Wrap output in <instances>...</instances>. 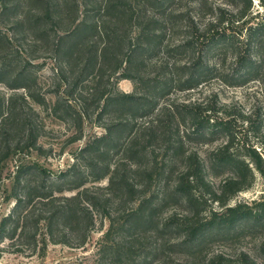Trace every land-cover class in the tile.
<instances>
[{
  "label": "trees",
  "instance_id": "obj_1",
  "mask_svg": "<svg viewBox=\"0 0 264 264\" xmlns=\"http://www.w3.org/2000/svg\"><path fill=\"white\" fill-rule=\"evenodd\" d=\"M174 1L0 0V20L14 11L12 35L0 29V86L12 92L0 97V179L15 156L43 150L42 133L30 118L27 101L49 108L59 119L67 104L63 113L73 112L77 124L71 143L83 138L82 126L90 116L83 107L73 108L62 94L48 107L36 90L33 54L43 50L53 56L66 93L82 80L96 86L113 78L114 87L121 80L134 86L131 93L116 88L110 93L102 87L96 121L103 133L79 148L58 178L66 191H29L28 178L36 172L46 175L45 171L37 165L16 167L15 188L5 194L11 206L0 217V244L8 242L16 253L28 250L40 256L48 245L82 248L98 220H106L105 238L115 228L124 230L120 242L109 249L115 262L122 255L129 257L131 246L125 238L132 237L138 222L149 224L158 211L170 207L173 211L164 220L182 231V243L190 250L201 252L199 247L209 241L219 246L204 264H259L246 250L230 255L224 251L227 242L250 237L245 231L258 226L255 235L264 257V194L248 203L229 204L252 188L256 176L264 184V160L251 145L253 134L243 127L250 126L251 114L221 103L216 93L183 101L173 96L194 93L212 76L231 87L248 81L264 86L259 75L264 22L246 28L252 3L239 0L235 13L223 21L241 24L239 33L215 30L196 35L197 40L191 36L163 45L169 18L156 11ZM193 2L197 8L204 5ZM178 17L189 22L182 29L195 32L190 14L180 12ZM175 55L186 59H171ZM227 59L230 70L224 68ZM21 90L24 94H16ZM104 179L105 187H87Z\"/></svg>",
  "mask_w": 264,
  "mask_h": 264
},
{
  "label": "rangeland",
  "instance_id": "obj_2",
  "mask_svg": "<svg viewBox=\"0 0 264 264\" xmlns=\"http://www.w3.org/2000/svg\"><path fill=\"white\" fill-rule=\"evenodd\" d=\"M22 1V0H19ZM194 0H175L168 4L167 7L159 8L156 14L162 15L169 21L164 25L166 36L164 44H178L184 38H190L196 35L217 30L220 33H239L241 24L230 25L227 22L229 13H235L234 5H239V0H201L204 5L199 8L194 6ZM251 8L249 17L246 21L248 23L246 28L256 25V23L264 22L263 19V3L259 0H251ZM218 7L223 11L218 12L215 8ZM22 11L21 8L17 9ZM16 12V10H15ZM184 12L190 14L192 17L195 32L190 29H182V25L188 24V20L181 21L178 13ZM3 16L0 20V29L9 36L12 35V28L10 25L12 14ZM220 19L219 24L213 22L214 19ZM255 17V18H254ZM234 19V17H233ZM213 33V32H212ZM245 34V30L243 31ZM242 34V35H243ZM237 35V34H236ZM28 38L30 36L28 35ZM242 40V37H241ZM201 43V42H200ZM203 43V42H202ZM207 44L203 43L205 48V57L211 60L212 53L205 47ZM228 52L231 50L228 48ZM37 57L32 64L37 65L34 68L37 77L36 90L38 94L46 99L48 107L57 99V95H66L69 103L79 110L81 107L87 110L90 115L83 123L82 135L83 138L79 141L71 143V139L75 137V130L77 127L75 116L69 112L65 114L67 104L62 105V111L59 113L61 119L52 116L49 108L45 110L42 106L36 105L31 101H27L32 111H28L31 120L39 127L42 136L39 140L42 146L40 154L30 152L29 155H17L7 162L4 166L3 173L0 179V217L6 214L11 206V202L5 201V194L13 191L15 187L12 184V178L16 167L21 163L26 166L37 165L41 167L46 175L40 176L37 172L32 174L28 181L31 185L29 191H66V186L62 178L58 180L62 172H64L73 161L74 153L79 150L89 139L94 136H99L103 133L96 121L98 113L97 97L104 87L106 92H112L115 88L124 93H131L134 90L133 84L128 80H121L116 87L113 86V78L106 80L105 78L96 86L93 82L85 80L79 81L72 91L66 93V85L60 83L58 77L57 64L53 56L43 50L39 53L33 54ZM161 58V56H160ZM171 59L180 60L186 59V56L175 55ZM184 61V60H182ZM230 60L227 59L224 68L231 69ZM77 73V67L72 69V75ZM259 75L264 82V63L259 68ZM207 80L199 87V91L189 94H175L173 99L183 101L189 98H204L211 93H216L219 101L223 104L230 105L234 110L251 114L250 126L245 124V130L249 129L253 136H250L251 145H255L264 160V86L257 81H248L239 86H226L217 79ZM97 89V90H94ZM12 92L0 86V97H8ZM16 94L22 95L24 92L18 91ZM68 110V109H67ZM248 132V131H247ZM249 133V132H248ZM205 149V148H204ZM107 180L104 179L100 183L88 184L87 187L100 186L105 187ZM152 188L151 191H153ZM68 194V193H66ZM264 194V184L259 176L252 188L248 191L237 194L229 204L234 205L238 203H248L254 199H258ZM130 208L126 206L125 209ZM172 208L166 207L162 211H158L155 220L149 224L138 222L137 227L132 231V237L128 240L125 238L127 246L131 249L126 258L122 255L119 260L114 261V254L109 250L113 243L120 242L122 232L120 228H115L109 237L105 238L108 231V222L101 220L96 223L94 231L91 233L87 243L82 248H69L62 245H48L43 255L37 253L31 255L28 250L22 253H16L9 247L8 242L0 244V264H181L189 262L190 264H204L206 257L219 246H215L214 242H207L203 247H199L201 252L190 250V247L183 244L182 231H176L173 227L167 226L164 219L171 213ZM180 213V210H174ZM123 221L120 220L121 225ZM172 224V223H171ZM173 225V224H172ZM258 226L254 229L246 230L250 237L240 238L226 243L225 253L233 254L238 250H246L250 253L259 264H264V257L258 250V237L255 235L258 232ZM255 236V237H252ZM130 242V243H129ZM126 246V247H127ZM124 251V250H122ZM123 253V252H122ZM190 253V254H189ZM194 253V255H193Z\"/></svg>",
  "mask_w": 264,
  "mask_h": 264
}]
</instances>
